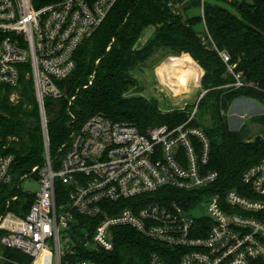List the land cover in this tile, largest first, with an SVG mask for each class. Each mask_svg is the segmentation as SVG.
Returning a JSON list of instances; mask_svg holds the SVG:
<instances>
[{
  "label": "built area",
  "instance_id": "2783aa9c",
  "mask_svg": "<svg viewBox=\"0 0 264 264\" xmlns=\"http://www.w3.org/2000/svg\"><path fill=\"white\" fill-rule=\"evenodd\" d=\"M117 1L0 0V88L15 91L31 74L46 144L45 100L64 97L60 83L75 71L76 52ZM189 2L200 3L203 45L213 46L233 76L226 87H245L237 64L210 35L208 0H169L168 7L178 14ZM199 102L183 125L144 133L92 116L72 130L59 162L46 146L44 165L22 176L11 155H0L1 247L29 256V264H100L99 255L115 248L117 229L129 227L160 245L148 264H264V159L242 174L241 192H213L219 174L209 169L210 139L189 125ZM29 179L40 191L24 189ZM6 261L0 251V264Z\"/></svg>",
  "mask_w": 264,
  "mask_h": 264
},
{
  "label": "trees",
  "instance_id": "16d2710c",
  "mask_svg": "<svg viewBox=\"0 0 264 264\" xmlns=\"http://www.w3.org/2000/svg\"><path fill=\"white\" fill-rule=\"evenodd\" d=\"M53 1L57 0H35V3L44 5ZM221 1L226 2L206 3L207 27L216 47L226 51L232 64H237L236 71L242 73L245 87L227 88L234 82L233 76L213 46L203 45L202 19L190 14L200 8L199 2L186 3L176 14L168 7L169 0H118L103 25L76 52L75 71L60 83L64 97L45 100L52 159L58 157L59 162L62 155L58 150L69 141L72 130L95 115L132 124L142 133L158 126L173 129L186 123L194 110L186 107L163 111L157 100L129 93L138 87L134 72L158 53L164 52L166 57L189 56L190 63L202 69V93L208 92L200 100L195 119L189 125L201 128L210 139L209 169L219 174L213 192L227 193L232 189L241 192L242 174L264 159V138L250 139L246 133L232 130L228 113L240 99L264 104V0L229 3L236 8L235 13L221 5ZM150 29H154V35L145 47L137 49ZM21 86L22 97L17 105L9 102L7 94L11 89L0 88V155L14 158L18 176L43 166L46 157L33 78L28 80L24 76ZM72 97L75 100L69 106ZM68 110L76 117L74 124H69ZM198 117L202 119L201 125L196 122ZM253 119L264 123V115ZM31 121L35 123L32 127ZM165 193L179 192L165 190ZM32 202L30 196L28 206ZM159 248L160 245L135 229L122 227L117 229L114 250L100 254L97 261L148 264L150 253ZM0 251L8 260L4 264L31 262L29 256L17 250L0 245Z\"/></svg>",
  "mask_w": 264,
  "mask_h": 264
},
{
  "label": "rangeland",
  "instance_id": "374dc122",
  "mask_svg": "<svg viewBox=\"0 0 264 264\" xmlns=\"http://www.w3.org/2000/svg\"><path fill=\"white\" fill-rule=\"evenodd\" d=\"M208 1L215 2L216 0H208ZM219 3L229 11L233 13L236 12V8L232 4L223 1ZM199 13H200L199 9H193L190 12L191 15H199ZM198 30H200L199 27ZM171 58L172 57H166L164 55V52H160L157 55H155L149 62H147V64L144 65V67L141 70L135 71L133 76L138 83L137 84L138 87L135 90H132L129 93V95H133V96L141 95L148 99H155L158 101L159 106L163 111L183 109L185 107H188L190 110H195L196 103L203 94L201 90V78H200V73L202 69L200 68L199 65L195 64L196 65L195 66L189 62L190 60L188 61V67L191 71L194 72L197 80L199 76L200 84L198 81V87L197 86L194 87L193 86L194 84L191 85V89L194 91L190 95L186 97L183 96V97L175 98L172 95H170V93L164 88L158 71L160 67L165 62H167L168 59ZM26 78L28 80L31 79L32 78L31 74H29ZM22 92H23V87L21 86L19 89L7 94L9 102L13 105H17L22 97L21 96ZM263 108H264V104H260L254 100H250V99L237 100L233 104L230 112L228 113L230 128L234 131H242L243 133H246L248 135V138L250 139L255 137L260 139L264 138V123L261 122L260 120L253 119L255 117L264 115ZM242 113H244L245 115V118L243 120L239 118V116L242 115ZM199 119L200 118L198 117V120H196V122H198L201 125L202 119H200L201 121ZM245 125L246 128L242 129V127ZM23 187L24 189L29 190L32 193H37L38 191H40L41 188L39 182L36 181L35 179L27 180L25 183H23ZM198 212H196V214Z\"/></svg>",
  "mask_w": 264,
  "mask_h": 264
},
{
  "label": "bare ground",
  "instance_id": "6f19581e",
  "mask_svg": "<svg viewBox=\"0 0 264 264\" xmlns=\"http://www.w3.org/2000/svg\"><path fill=\"white\" fill-rule=\"evenodd\" d=\"M189 60V56L172 57L157 69L164 88L175 98L190 95L194 91L191 89L193 84L198 87L199 76L197 80L194 72L189 69Z\"/></svg>",
  "mask_w": 264,
  "mask_h": 264
},
{
  "label": "water",
  "instance_id": "95a60500",
  "mask_svg": "<svg viewBox=\"0 0 264 264\" xmlns=\"http://www.w3.org/2000/svg\"><path fill=\"white\" fill-rule=\"evenodd\" d=\"M154 35V29H150L144 36L143 38L140 40L137 49H142L143 47H145V45L148 43V41L151 39V37ZM208 92H203V94L201 95L200 100L207 94ZM34 121H31L30 126H34ZM38 127V125H36ZM260 138H258L259 140ZM47 146V151H49V143L47 142L46 144Z\"/></svg>",
  "mask_w": 264,
  "mask_h": 264
},
{
  "label": "crops",
  "instance_id": "0c3cea01",
  "mask_svg": "<svg viewBox=\"0 0 264 264\" xmlns=\"http://www.w3.org/2000/svg\"><path fill=\"white\" fill-rule=\"evenodd\" d=\"M254 103H255V102H254ZM255 104H256V103H255ZM263 109H264V108H263ZM243 115H244V113H242V115L239 116V118H240L241 120H243V119L245 118V115H244V116H243ZM243 123H244V122H243Z\"/></svg>",
  "mask_w": 264,
  "mask_h": 264
}]
</instances>
